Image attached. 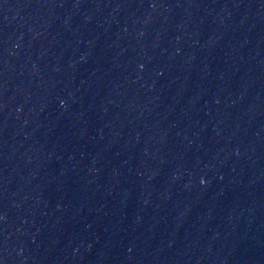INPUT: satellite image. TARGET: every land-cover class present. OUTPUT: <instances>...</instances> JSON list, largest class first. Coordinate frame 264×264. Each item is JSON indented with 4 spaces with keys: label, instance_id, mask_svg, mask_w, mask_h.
<instances>
[{
    "label": "water",
    "instance_id": "obj_1",
    "mask_svg": "<svg viewBox=\"0 0 264 264\" xmlns=\"http://www.w3.org/2000/svg\"><path fill=\"white\" fill-rule=\"evenodd\" d=\"M0 264H264V0H0Z\"/></svg>",
    "mask_w": 264,
    "mask_h": 264
}]
</instances>
